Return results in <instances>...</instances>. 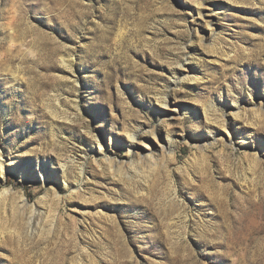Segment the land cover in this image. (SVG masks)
I'll use <instances>...</instances> for the list:
<instances>
[{
  "label": "rangeland",
  "instance_id": "1",
  "mask_svg": "<svg viewBox=\"0 0 264 264\" xmlns=\"http://www.w3.org/2000/svg\"><path fill=\"white\" fill-rule=\"evenodd\" d=\"M263 101L264 0H0V264H264Z\"/></svg>",
  "mask_w": 264,
  "mask_h": 264
},
{
  "label": "bare ground",
  "instance_id": "2",
  "mask_svg": "<svg viewBox=\"0 0 264 264\" xmlns=\"http://www.w3.org/2000/svg\"><path fill=\"white\" fill-rule=\"evenodd\" d=\"M212 31H213V30H212ZM198 38H199V37H198ZM202 38H203V37H202ZM202 38L200 37V39H199V44H200L201 46L203 45V40H202ZM186 80H189V78H186ZM256 107H257L258 111H262V112H264V101H263V102H260V103H258V104H256ZM129 138L131 139V141H130L131 144L129 145L130 148H128V151H127V152H128V154H129V153L131 154V152L134 153V151H133L131 145L134 144V139L136 138V133L129 134ZM155 139H157V137H155ZM158 143L161 144L160 139H159ZM153 150H154V149H152V150L149 149V150H146L145 153H143V155H144V159H145L146 162L149 163L150 165H154V164L157 162V159H159V160L163 159V156L166 154V151H167L168 149L166 150V148H164V146H159L156 150L160 152V157H156L155 154H154V151H153ZM120 169H121V168L118 167V168H117V172H119ZM41 177H43V176H41ZM43 179H44V178H43ZM23 201L26 202L25 199H24Z\"/></svg>",
  "mask_w": 264,
  "mask_h": 264
}]
</instances>
